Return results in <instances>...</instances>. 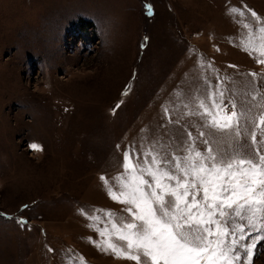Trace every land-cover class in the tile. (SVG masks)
I'll list each match as a JSON object with an SVG mask.
<instances>
[{"label": "rangeland", "instance_id": "rangeland-1", "mask_svg": "<svg viewBox=\"0 0 264 264\" xmlns=\"http://www.w3.org/2000/svg\"><path fill=\"white\" fill-rule=\"evenodd\" d=\"M262 25L264 0H0V264H137L106 248L132 218L105 181L118 192L125 152L143 164L208 139L230 153L191 113L210 95L264 112V64L243 46ZM261 234L246 225L243 243Z\"/></svg>", "mask_w": 264, "mask_h": 264}, {"label": "snow or ice", "instance_id": "snow-or-ice-1", "mask_svg": "<svg viewBox=\"0 0 264 264\" xmlns=\"http://www.w3.org/2000/svg\"><path fill=\"white\" fill-rule=\"evenodd\" d=\"M231 11L239 12L236 8ZM250 14L259 25L257 13ZM257 39L259 43H255ZM243 46L256 56L257 63L264 64V25L254 29ZM209 99L211 105L202 100L198 105L202 111L191 114L201 115L205 127L227 134L229 148L232 142L236 145L230 153L214 150L208 139L202 141L209 145L205 152L189 144L187 155L168 159L149 152L145 155L152 156L151 162L143 164L133 163L125 152V172L117 177L118 192L105 181L109 197L126 205L124 210L132 218L111 223V234L126 242L117 245L110 238L106 241V248L118 257L137 264H251L256 243L264 241L261 234L252 237L250 244L243 243L246 225L254 232H264V112L252 118L250 109L238 111L230 102L229 113L214 96ZM246 120L253 124V130L250 145H241L242 135H249ZM199 135L206 134L201 131ZM30 147L40 150L37 144ZM107 232L100 231V235Z\"/></svg>", "mask_w": 264, "mask_h": 264}]
</instances>
